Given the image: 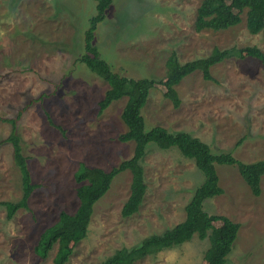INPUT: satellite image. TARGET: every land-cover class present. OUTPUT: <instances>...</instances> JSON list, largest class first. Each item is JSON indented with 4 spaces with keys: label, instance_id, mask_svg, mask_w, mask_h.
<instances>
[{
    "label": "rangeland",
    "instance_id": "obj_1",
    "mask_svg": "<svg viewBox=\"0 0 264 264\" xmlns=\"http://www.w3.org/2000/svg\"><path fill=\"white\" fill-rule=\"evenodd\" d=\"M201 1L112 0L93 44L115 73L158 81L142 109L147 129L185 131L213 153H231L245 163L264 160V66L257 59L227 58L211 67L210 80L194 71L175 86L177 107L164 96L171 52L180 63L206 57L214 47L256 46L264 52V36L247 31L245 11L235 26L196 32ZM95 5L94 0H0V119L17 118L31 180L38 185L28 210L8 219L0 205V264H54L56 245L44 256L35 246L61 211L76 210L78 164L109 171L133 154V142L119 140L126 131L121 119L126 98L99 114L107 83L78 61ZM10 130L11 124L0 120V202H15L22 194L11 145L1 142ZM141 165L146 192L138 211L121 215L131 183V173L121 172L95 203L87 235L66 264H100L115 250L184 219V207L203 180L193 160L176 148L151 144ZM216 170L223 192L206 199L204 210L239 225L224 264H264V177L254 196L235 167L216 165ZM208 245L207 238L194 235L133 264H206Z\"/></svg>",
    "mask_w": 264,
    "mask_h": 264
},
{
    "label": "trees",
    "instance_id": "obj_2",
    "mask_svg": "<svg viewBox=\"0 0 264 264\" xmlns=\"http://www.w3.org/2000/svg\"><path fill=\"white\" fill-rule=\"evenodd\" d=\"M95 14L88 19L84 30V49L78 61L94 75L107 83L103 97L98 102V113L108 108L112 102L123 97L126 102L121 111V119L126 131L119 136L122 142H133V154L121 161L117 166L105 171L99 167L79 163L74 173L78 184L76 196L78 206L73 213L61 211L58 220L46 228L40 235L36 252L46 255L56 245L53 258L54 264H66L73 252V247L85 238L94 205L109 190L114 177L124 171L131 173L130 192L121 207L122 217L136 213L146 192L144 170L141 161L147 147L154 144L161 150L176 148L179 153L193 160L197 170L203 175L202 182L194 189L192 197L184 207V219L161 233H154L143 238L132 247H121L114 251L100 264H133L149 255H155L165 249H171L188 242L196 235L200 240L208 239L209 245L204 252L206 264H224L237 238L239 225L226 216L208 214L203 202L222 194L216 165L233 166L244 180L254 196L261 193L260 182L264 177V160L245 163L235 158L231 153H213L209 145L185 131L169 132L162 126L146 128L142 115L150 90L158 81L150 78H127L115 73L107 61L101 58L97 46L93 44L97 25L105 18L112 0H94ZM245 11V26L250 34L262 33L264 36V0H202L196 9L193 29L200 32L203 29L213 31L225 30L241 22V14ZM251 57L264 66V52L256 46L241 48L231 47L219 49L214 47L203 58L180 63L174 52L166 58V74L162 81L165 88L164 96L174 107L179 105L175 89L181 80L196 70L202 72L206 80H210L212 66L230 57ZM19 117V116H18ZM11 124L8 136L1 142L11 145L12 159L21 176L22 194L19 200L2 201L6 217L10 219L17 210L29 209V199L38 187L31 180L27 166V157L23 154L21 139L17 133V118H1ZM219 222V226H214Z\"/></svg>",
    "mask_w": 264,
    "mask_h": 264
}]
</instances>
